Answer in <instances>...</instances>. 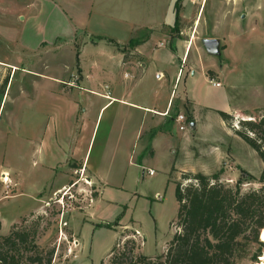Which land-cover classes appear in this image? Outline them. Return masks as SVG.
Instances as JSON below:
<instances>
[{
  "label": "rangeland",
  "instance_id": "rangeland-1",
  "mask_svg": "<svg viewBox=\"0 0 264 264\" xmlns=\"http://www.w3.org/2000/svg\"><path fill=\"white\" fill-rule=\"evenodd\" d=\"M24 1L27 0H0V101L4 96L0 108V177L1 172H7L11 181L2 184L0 180V236H8L14 227L36 229L35 244L43 257L52 254L50 264H110L111 258L123 251L133 258L153 259L166 252L168 242L178 232L174 191L182 172L219 174L221 182L234 185L239 178L245 179L241 174L244 171L255 181H247L242 191L260 188L256 182L261 161L220 120L216 111H204L198 119L199 129L192 134L188 133L190 118L185 115L186 134L179 131V124L168 122L162 131L169 133L174 142L179 140L172 149L164 136L146 144L148 128L136 125L139 134L123 153L115 156L109 149L98 162L101 131L106 125L104 115L88 150L86 173L84 170L83 175L78 173L81 166L75 169L67 164L42 171L41 152L58 125L62 128L63 124L70 141L78 137L76 117L80 119L88 105L84 88L92 81L87 84L85 80L78 89L77 79L66 80L78 108L72 113L69 108H52L46 90L51 82L47 77L60 76L65 80L69 75L76 76L75 60L83 47L84 32H76L72 40L50 41L55 34L64 36L66 25L59 24L60 28L55 29L49 22L50 29L45 31L42 30L45 25L39 22L43 18L32 25L23 19L19 22L8 11H12L13 4ZM86 3H91L87 28L93 34L87 42L99 41L97 37L106 38L101 42L112 39L123 43L136 37L142 39L146 37L144 27H152L158 33L153 42L193 40L203 48L202 40L217 39L220 48L226 51L214 56L204 50L190 82L192 86L186 88L183 80L178 95L187 93L200 103L205 99L212 105L224 106L226 113L233 109L255 120L264 116V0H87ZM175 6L179 22L174 32ZM136 26L140 28L138 34ZM20 35L23 40L17 42ZM43 41L47 44H41ZM125 46L119 48L122 60L134 59L128 52H122ZM84 56L96 57L92 46L86 47ZM13 65L18 68L14 70ZM68 67L69 71H65ZM201 70H206V74L209 70L221 72L223 76L210 80ZM212 82L220 83L219 87L212 86ZM175 105L172 114H176ZM66 113L65 118L61 117ZM240 120L247 119H232L230 126L239 129ZM88 127L84 129L83 140L90 135ZM60 159L59 164L63 161ZM89 170H95L98 179ZM90 178L93 183L88 182ZM64 189L66 197L61 205L58 202ZM256 250L250 247L249 254ZM260 252L262 256L264 248ZM234 264L260 263L258 258L252 262L250 257H242Z\"/></svg>",
  "mask_w": 264,
  "mask_h": 264
},
{
  "label": "crops",
  "instance_id": "crops-1",
  "mask_svg": "<svg viewBox=\"0 0 264 264\" xmlns=\"http://www.w3.org/2000/svg\"><path fill=\"white\" fill-rule=\"evenodd\" d=\"M86 1L27 0L23 4H13L12 11H8L9 15L16 16L19 22L23 19L27 25H32L43 18L44 22L43 20L39 22H41V26L45 25V29L42 27V30L45 31H47L49 22L55 29H59L60 25L65 24L67 33L64 36L55 34L49 39L50 41L59 38L72 40L76 32H84L83 47L75 60V63L77 61L76 76L72 74L63 80L60 76L47 77L37 74L35 71H27L30 74L50 79L49 82L51 84L46 90L52 108H69V113H72L76 107L78 108L79 104L77 99H74L71 94L73 91L72 87L67 86L65 81L67 80L68 82L72 78L77 79L75 86L78 89L84 84L85 80L87 84H89V80L92 81L88 85L89 87L84 88L88 95L86 99L88 105L83 109L82 117L80 119L78 116L76 117V121H79L76 123L78 137L70 141V137H67L69 135L63 129V124L62 128H59L60 125H58L52 139L47 142L41 152L43 165L42 163L39 165H41L42 171L67 164V166L74 165L75 169L81 166L78 169L84 170V173H86L89 166L87 160L88 150L91 147V141L97 125H100L104 115H106V125L101 131L98 162L101 158H104V152L106 155L109 149L114 152L115 156L118 152L123 153L126 145L133 138L136 139L139 134V129H136V125L144 124L148 128L146 144H150L158 137L164 136L165 138L168 137L167 141L171 142L169 148L172 149L174 144L179 143V140L174 142L169 133L165 134L162 128L168 122L177 123L175 122L177 115H185V117L190 118L188 126L191 131L188 133L192 134L199 129L198 119L205 114L204 111H208V113L212 111L226 113L224 112L226 111L224 106L212 105L209 101L205 102V99L200 103L191 97V94L187 93L178 95V88L183 80H185L186 88L192 86L190 82L195 76L194 71L199 61L204 57V49L202 47H198L193 40L169 43L160 39L161 41L153 42L156 40L155 37H157L158 33L152 27H148V29L144 27L146 29V38L129 53L130 56H134L135 60H122L119 48L127 45L128 42H115L112 39L110 40L113 42H87V39L93 37V34L87 28L91 15V3L89 5L88 3L85 4ZM138 26L135 29L137 34L140 30ZM86 31L87 33H85ZM97 38H103V41L106 40L105 37ZM16 40L21 42L23 37L20 35L18 38L16 37ZM41 44L46 45L47 43L43 41ZM87 46H92L96 54L95 58H86L84 56ZM220 51L225 52L226 49L221 47ZM91 63H93L92 68L90 67ZM13 68L14 70L17 69L18 65H13ZM65 71H69V67ZM201 72H203L205 77L210 76V80L220 79V76H223L221 72L217 73L213 70L207 71V74L206 70H201ZM32 87H37V83H34ZM175 89L176 92L174 93ZM3 97L0 101V108ZM174 103L176 104L174 106L177 110L176 114H172ZM226 114L233 116L235 119L246 118L249 120L251 118L233 109ZM67 115L68 113L61 117L65 118ZM88 125L90 127V135L87 134L88 139L83 140L86 133L84 129ZM99 125L96 134L98 133ZM181 132L183 134L187 133ZM59 158L63 160L61 164L58 162ZM89 171L92 176L98 179L95 170ZM2 174L7 175L10 181L7 172H1V176ZM88 180L93 183L91 178ZM35 211L37 210L33 212Z\"/></svg>",
  "mask_w": 264,
  "mask_h": 264
},
{
  "label": "trees",
  "instance_id": "trees-1",
  "mask_svg": "<svg viewBox=\"0 0 264 264\" xmlns=\"http://www.w3.org/2000/svg\"><path fill=\"white\" fill-rule=\"evenodd\" d=\"M178 22L175 6L174 32ZM145 38L129 40L127 46L121 48L122 52L130 53ZM216 114L261 161L262 169L256 182L260 188L242 191L247 181H255L244 171L241 174L245 179L239 178L234 185L221 182L219 174L182 172L180 181H175L174 191L178 232L168 242L166 252L152 259L133 258L123 251L113 256L110 264H234L242 257H250L252 262L260 257V249L264 248V116L258 120H240V128L234 129L230 126V121L235 119L233 116L220 111ZM172 172L173 169L170 178ZM36 234L34 228L18 230L14 227L8 236H0V264H50L52 254L49 252L45 257L39 254ZM252 246L257 250L249 254Z\"/></svg>",
  "mask_w": 264,
  "mask_h": 264
},
{
  "label": "built area",
  "instance_id": "built-area-1",
  "mask_svg": "<svg viewBox=\"0 0 264 264\" xmlns=\"http://www.w3.org/2000/svg\"><path fill=\"white\" fill-rule=\"evenodd\" d=\"M219 83H213L212 82V86H214V87H219ZM175 122H177L178 124H180V126H179V130L180 131H184V127H185V122H186V119H185V117L183 116V115H177L176 116V118H175ZM78 173H81L82 175H83V170H81V169H79L78 170ZM148 175L149 176H152L153 175V172H151V171H149L148 172ZM2 177V176H1ZM0 177V180H1V182L2 181H4V179L5 178H1ZM88 180V179H87ZM88 182H90L89 180H88ZM87 183V182H86ZM2 184H3V182H2ZM91 187V186H90ZM56 193H57V191H56ZM59 193V192H58ZM65 193V189H64V192H63V194H61V200H60V202H58V203H60L61 205L63 204V198H65L66 197V195L64 194ZM73 195H71V199H73ZM258 263H260V264H264V253H263V255L262 256H260V257H258Z\"/></svg>",
  "mask_w": 264,
  "mask_h": 264
},
{
  "label": "water",
  "instance_id": "water-1",
  "mask_svg": "<svg viewBox=\"0 0 264 264\" xmlns=\"http://www.w3.org/2000/svg\"><path fill=\"white\" fill-rule=\"evenodd\" d=\"M201 43L207 54L214 56L219 55L220 46H219V41L217 39H204L202 40ZM259 238H260V234H259Z\"/></svg>",
  "mask_w": 264,
  "mask_h": 264
},
{
  "label": "bare ground",
  "instance_id": "bare-ground-1",
  "mask_svg": "<svg viewBox=\"0 0 264 264\" xmlns=\"http://www.w3.org/2000/svg\"><path fill=\"white\" fill-rule=\"evenodd\" d=\"M1 178H2V179L5 178L4 181H2L3 184H7V183L9 182V181H8V178H7V175H5V174L3 175V174H2V177H1ZM262 232H263V231H262ZM259 239H260V238H259ZM262 240H264V233L262 234Z\"/></svg>",
  "mask_w": 264,
  "mask_h": 264
}]
</instances>
